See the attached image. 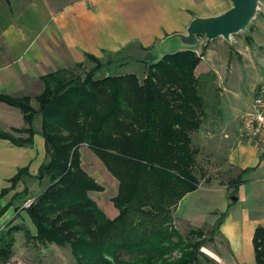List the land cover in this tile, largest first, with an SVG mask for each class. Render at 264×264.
I'll return each mask as SVG.
<instances>
[{"label":"trees","instance_id":"trees-1","mask_svg":"<svg viewBox=\"0 0 264 264\" xmlns=\"http://www.w3.org/2000/svg\"><path fill=\"white\" fill-rule=\"evenodd\" d=\"M87 60L96 66L85 76L80 74L82 63L43 76L36 107L29 96L0 94L1 102L24 115L26 127L14 132L27 135L15 138L0 132V138L26 146L41 134L47 153L35 177L47 184L25 209L36 233L20 226L1 232L0 264L10 262L15 233L21 230L30 242L69 246L77 264L210 262L202 248L218 225L208 239L204 229L184 235L176 228L174 214L207 173L194 135L221 125L222 87L216 73L197 74L203 55L193 49L161 58L150 54L141 62V73L115 74L107 69L112 61L103 63L93 55ZM104 68L107 74L97 77ZM210 110L216 113L207 126ZM38 119L40 131L35 127ZM84 145L118 182L111 198L114 218L90 195L105 187L84 169ZM27 174L28 168L21 169L0 196ZM254 244L257 264H264L263 227L256 230Z\"/></svg>","mask_w":264,"mask_h":264},{"label":"crops","instance_id":"crops-1","mask_svg":"<svg viewBox=\"0 0 264 264\" xmlns=\"http://www.w3.org/2000/svg\"><path fill=\"white\" fill-rule=\"evenodd\" d=\"M231 7V0H0V94L29 96L36 107L43 76L85 65L88 55L100 60L129 58L137 64L150 54L161 58L182 50L177 36L187 35L195 17L218 16ZM173 39L181 44H169ZM196 72L206 73L199 67ZM239 125L240 121L194 135L207 175L197 190L180 200L174 218L181 233L218 225L216 235L202 248L210 262L202 264H257L254 237L258 228H264V159L238 136ZM25 127L22 111L0 101V132L27 138L14 132ZM35 127L41 130V119ZM81 150L90 149L84 145ZM46 160L41 134L26 146L0 138V195L11 188L21 169L29 170L15 189L0 196V211L12 203L0 217V233L20 226L35 234L25 203L42 191L34 195L35 184L29 180L40 183L35 177ZM82 164L96 179L84 159ZM96 202L109 218L117 215L115 208L107 212Z\"/></svg>","mask_w":264,"mask_h":264},{"label":"rangeland","instance_id":"rangeland-1","mask_svg":"<svg viewBox=\"0 0 264 264\" xmlns=\"http://www.w3.org/2000/svg\"><path fill=\"white\" fill-rule=\"evenodd\" d=\"M257 15L259 19L255 17L244 32L233 35L229 41L218 38L207 44L206 38L201 37L197 44L187 46H183L177 39L169 41L171 45L181 44L182 50L193 49L203 55V60L199 65L200 71L217 73L219 84L222 87L220 100L222 122L217 131L223 129L225 125L233 126L234 124L236 126L241 116L252 110L254 92L264 80L262 79L264 76V57L260 58V55L264 54V0H261V4H259ZM253 37L257 39V42ZM156 54L161 55L163 53ZM101 61L103 63L112 61L111 66L107 69H113L115 74L126 73L131 70L141 73L143 69L142 64H137V60L129 58L110 57ZM95 66L96 63L88 61L80 71L81 76H85ZM107 69L104 68L97 74V77L106 75ZM215 113V110H210L208 121ZM206 125H210V121ZM88 151L81 150L82 159L85 160V165L90 171L93 169L97 181L105 187L103 192H92V196L107 212L111 209L115 211L111 198L116 194L118 182L106 170L101 160L93 152L89 154L90 150ZM203 159L205 158L203 157ZM99 162L102 166L98 165ZM29 182L35 184L34 195L43 190L47 184L46 181L38 184L34 179L29 180ZM213 228H204L207 239L210 237ZM33 231L36 233L35 227ZM188 232L186 230L183 234L187 235ZM17 237L13 256L8 264H77L69 246L62 248L54 244L44 246L35 241L30 242L23 232L19 233ZM205 244H209V239Z\"/></svg>","mask_w":264,"mask_h":264},{"label":"water","instance_id":"water-1","mask_svg":"<svg viewBox=\"0 0 264 264\" xmlns=\"http://www.w3.org/2000/svg\"><path fill=\"white\" fill-rule=\"evenodd\" d=\"M232 7L213 17H195L187 35L177 36L183 46L197 44L201 37L207 44L215 39L230 40L233 35L244 32L257 16L260 0H231Z\"/></svg>","mask_w":264,"mask_h":264},{"label":"built area","instance_id":"built-area-1","mask_svg":"<svg viewBox=\"0 0 264 264\" xmlns=\"http://www.w3.org/2000/svg\"><path fill=\"white\" fill-rule=\"evenodd\" d=\"M237 133L241 139L253 144L264 159V81L254 92L252 110L241 116ZM35 199L26 201L25 207H30Z\"/></svg>","mask_w":264,"mask_h":264}]
</instances>
